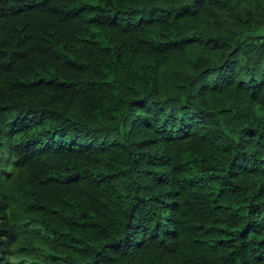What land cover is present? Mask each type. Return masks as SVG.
Wrapping results in <instances>:
<instances>
[{"label": "trees", "instance_id": "obj_1", "mask_svg": "<svg viewBox=\"0 0 264 264\" xmlns=\"http://www.w3.org/2000/svg\"><path fill=\"white\" fill-rule=\"evenodd\" d=\"M0 264H264V0H0Z\"/></svg>", "mask_w": 264, "mask_h": 264}]
</instances>
